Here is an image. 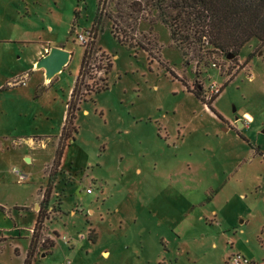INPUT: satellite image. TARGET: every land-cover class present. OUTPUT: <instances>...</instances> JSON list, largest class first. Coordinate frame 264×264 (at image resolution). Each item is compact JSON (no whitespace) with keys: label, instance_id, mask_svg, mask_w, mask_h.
I'll list each match as a JSON object with an SVG mask.
<instances>
[{"label":"rangeland","instance_id":"374dc122","mask_svg":"<svg viewBox=\"0 0 264 264\" xmlns=\"http://www.w3.org/2000/svg\"><path fill=\"white\" fill-rule=\"evenodd\" d=\"M8 1L30 26L32 50L49 40L71 54L52 81L27 71L26 84L1 92L10 111L0 116V264H22L36 219L31 205L51 172L80 67L85 44L76 36L90 29L98 0ZM140 14L131 44L113 36L106 17L95 38L112 59L108 88L76 111L42 232L55 244L46 249L39 240L32 264H225L236 253L264 262V45L253 38L231 59L222 53L183 65L167 27L149 21L155 10ZM167 66L191 87L201 83L206 98L232 77L213 104L228 131ZM13 70L0 81L16 79ZM89 73L88 83L99 82L96 68Z\"/></svg>","mask_w":264,"mask_h":264},{"label":"trees","instance_id":"16d2710c","mask_svg":"<svg viewBox=\"0 0 264 264\" xmlns=\"http://www.w3.org/2000/svg\"><path fill=\"white\" fill-rule=\"evenodd\" d=\"M109 3L114 4V12L107 10ZM150 10H155V18L149 21L153 23L154 20H159L167 27L170 39L181 53L183 65L188 64L192 59H195L197 64L206 65L209 61L214 62V58L222 53L225 55L232 53L236 56L253 38L259 41V45H264V0H98L92 25L89 30H86L90 33L91 39L83 45L79 71L66 103L65 118L52 159V169L47 176L45 188L39 189V191L42 190L40 202L42 207L37 211L26 257L22 264H32L39 240H42L41 245L46 249L52 248L55 244V240L51 237L42 238L44 221L52 210L48 211L47 202L53 178L68 140L74 139V133L77 132L74 118L76 111L80 109V102L87 100L91 94L108 88V74L113 65L112 59L100 47H95V38L99 30L105 26L104 18L111 20V33L120 43L129 41L131 44L133 37L129 36V33L136 31L140 13ZM76 15L77 12H75ZM135 43L151 54L143 43L139 41ZM250 58L251 54H248L245 62H248ZM91 65L94 66L91 67ZM91 68H96V71L100 72L97 83L90 84L87 81ZM167 68L170 69L168 66ZM170 72L179 78L186 89L218 118L223 119L215 110L213 102L232 80L231 76L223 81L217 92L206 98L201 83L194 81L191 87L185 78L178 77L172 69ZM198 72H195V76ZM15 208L27 209L23 206H15ZM0 209L5 210L2 205ZM52 233L58 235L55 230ZM87 238L92 242L96 241L95 237L90 235V231Z\"/></svg>","mask_w":264,"mask_h":264},{"label":"crops","instance_id":"0c3cea01","mask_svg":"<svg viewBox=\"0 0 264 264\" xmlns=\"http://www.w3.org/2000/svg\"><path fill=\"white\" fill-rule=\"evenodd\" d=\"M15 3L16 2L13 3L12 1H8V0H0V73H3L11 69L13 70L17 64H19V66L22 65L23 70L21 72L13 70L12 75H18V77L16 79L14 78L12 81L10 80L6 82L0 81V116L7 114L8 112L7 110H9L5 106L4 97L1 98L2 91L3 92L10 91V90H13L16 86H20L21 84H14L13 81L21 79V78L29 79L30 74L32 73V70L39 72L41 74L42 81L47 82L49 79H46L44 69L38 68L36 66L37 61L42 56H44L49 51V49L53 46H59V47H63L66 50H69L67 45L62 46L61 44H52L51 42H49V40L45 42L44 44H42L41 46H39L38 48L34 47L33 48L34 50H32L30 46L32 44H37V43L33 40V38H30L29 35L26 36L27 34L31 32L30 26L21 24L22 16L24 14H22L19 7H16L14 5ZM17 4L18 3H16V5ZM48 29L52 31V26L49 25ZM27 71H30V74L27 73ZM26 79L24 80V84L27 83ZM50 80L52 81V79ZM70 92H71V89H70ZM216 99L214 100L213 104H215ZM203 105H204V108L208 110V107L205 104ZM15 113H19V110L15 109ZM213 116L216 118L215 115ZM217 120L221 122L218 119V117H217ZM225 120L227 121L228 125L227 124L225 125L224 130L228 131L231 123L228 122L227 119ZM24 158H25V155H24ZM61 167L62 166L60 165V168ZM24 176L27 177V175H24ZM91 192L92 191H90L89 193ZM41 197H42L41 194L36 193V196L33 200V204L31 205V208L33 207L32 210L35 212V217L37 215V211L34 210V208L35 209L38 208V201H39V198ZM61 206H62V202H61ZM18 207H22V206H18ZM19 210L20 209H18V211ZM242 221L243 220H241V222ZM32 228L33 226L30 228V236H31ZM49 231L46 234L50 236L51 232ZM102 253L104 255L105 254L107 255L108 251L104 250L102 251ZM41 255L44 256L46 254H41ZM252 259L254 260L255 258H252Z\"/></svg>","mask_w":264,"mask_h":264},{"label":"water","instance_id":"95a60500","mask_svg":"<svg viewBox=\"0 0 264 264\" xmlns=\"http://www.w3.org/2000/svg\"><path fill=\"white\" fill-rule=\"evenodd\" d=\"M70 56V52L63 47L53 46L37 61L36 66L44 69L46 79H52L57 73L64 69ZM226 57L231 59L234 57V54L228 53ZM237 122L239 126L243 125L240 120H237ZM25 160L27 162L30 161L29 157H25Z\"/></svg>","mask_w":264,"mask_h":264},{"label":"built area","instance_id":"2783aa9c","mask_svg":"<svg viewBox=\"0 0 264 264\" xmlns=\"http://www.w3.org/2000/svg\"><path fill=\"white\" fill-rule=\"evenodd\" d=\"M76 37L80 43H84V44H86L91 39L90 33L88 31L81 32ZM23 82H24L23 78H21V79L16 80L14 83L15 84H22ZM213 86L214 85H211L212 91L217 92L218 88L215 89ZM18 176L20 178L23 177V175H18ZM90 191H91V188L88 187L86 189V192L89 193ZM48 210H50V209H48ZM225 264H264V262L258 263V262H255V261L247 258L246 256H244L240 253H236V254L232 255L231 257H229L228 260L225 262Z\"/></svg>","mask_w":264,"mask_h":264}]
</instances>
